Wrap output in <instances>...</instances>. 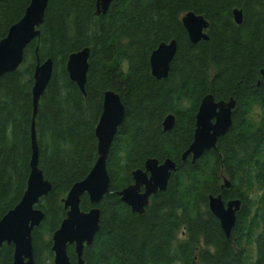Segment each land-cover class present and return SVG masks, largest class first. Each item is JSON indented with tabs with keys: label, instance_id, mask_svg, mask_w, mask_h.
<instances>
[{
	"label": "trees",
	"instance_id": "obj_1",
	"mask_svg": "<svg viewBox=\"0 0 264 264\" xmlns=\"http://www.w3.org/2000/svg\"><path fill=\"white\" fill-rule=\"evenodd\" d=\"M30 0H0V40ZM96 0H49L39 36L23 63L0 77V219L20 201L30 174L33 71L53 61L39 99L35 133L38 168L51 185L35 208L44 218L32 232L34 264H53L51 237L66 217L63 200L97 160L95 128L103 95L117 93L125 117L106 161L109 192L97 206L100 229L83 250L84 264H264V0H116L96 15ZM234 9L242 23L234 22ZM209 23L208 41L190 42L182 17ZM175 40L166 79L156 80L149 58ZM89 48L84 94L66 71L70 54ZM235 101L232 124L216 148L194 164L182 162L193 140L202 99ZM174 126L164 131V118ZM170 159L176 171L150 197L142 215L117 196L147 159ZM227 180L229 188H221ZM236 199L241 208L225 237L208 208L209 196ZM92 208L80 198V210ZM13 245L0 249L12 264ZM70 264H78L68 246Z\"/></svg>",
	"mask_w": 264,
	"mask_h": 264
},
{
	"label": "water",
	"instance_id": "obj_2",
	"mask_svg": "<svg viewBox=\"0 0 264 264\" xmlns=\"http://www.w3.org/2000/svg\"><path fill=\"white\" fill-rule=\"evenodd\" d=\"M48 1L30 0L21 19L12 25L5 37L0 40V77L15 72L23 63L26 47L40 34L39 28L44 20ZM114 1L116 0H96V15L106 14ZM232 14L234 22L240 25L242 11L234 9ZM181 21L191 43L208 41L206 31L209 23L202 16L188 12ZM176 50L177 43L171 40L159 44L151 53L150 71L156 80L167 78ZM89 53V48H84L69 55L66 63L69 79L83 94L89 69ZM52 73L53 61L50 58L34 68L31 91L33 112L30 129V174L20 201L0 219V249L4 244L13 245L12 264H34L32 232L44 218L43 213L35 206L51 190L50 183L44 179L38 168L35 117L39 99L46 90ZM234 107L235 101L232 98L228 102H215L210 95L202 99L195 117L193 140L182 154L183 162L191 158V163L194 164L206 151L216 148L218 139L231 127ZM124 117L125 108L119 95L113 91H106L103 95L102 113L95 128L98 157L88 175L73 184L63 200L64 208L67 210L66 217L51 237L53 264H70L68 246L74 247L78 264H84L83 250L92 244L100 229V210L97 206L108 194L110 184L106 161ZM174 122V116L167 115L162 123L163 130H171ZM175 171L176 163L170 159L162 163L156 159H148L144 164V170L133 171V183L117 192V196L133 213L142 215L150 197L166 190L169 178ZM223 186H229L227 180H224ZM84 194L92 205L87 212L80 210V198ZM240 205L239 200H232L225 205L220 195L208 198L209 211L218 220L226 238L230 236Z\"/></svg>",
	"mask_w": 264,
	"mask_h": 264
},
{
	"label": "flooded vegetation",
	"instance_id": "obj_3",
	"mask_svg": "<svg viewBox=\"0 0 264 264\" xmlns=\"http://www.w3.org/2000/svg\"><path fill=\"white\" fill-rule=\"evenodd\" d=\"M232 15H233V14H232ZM187 159H188V158H187ZM190 160H191V158H190ZM186 161H187V160H186ZM186 161H185V162H186ZM182 162H183V161H182ZM183 163H184V162H183ZM143 170H144V169H143ZM223 185H224V180H223V184L221 185V188H226V189L229 188V186H228V187H224ZM217 196H218V195H217ZM220 196H221V195H220ZM221 198H222V197H221ZM232 200H236V199H229V200H227L226 202H225V201H223V202H224V204L226 205L228 202H230V201H232ZM239 201H240V200H239ZM240 202H241V201H240ZM240 208H241V205H240ZM239 211H240V209H239ZM239 211H238V212H239ZM238 212L236 213V215L238 214Z\"/></svg>",
	"mask_w": 264,
	"mask_h": 264
},
{
	"label": "bare ground",
	"instance_id": "obj_4",
	"mask_svg": "<svg viewBox=\"0 0 264 264\" xmlns=\"http://www.w3.org/2000/svg\"><path fill=\"white\" fill-rule=\"evenodd\" d=\"M28 6H29V5H28ZM26 9H27V8H26ZM14 24H15V23H14ZM14 24H13V25H14ZM10 27H11V26H10ZM72 54H73V53H72ZM70 55H71V54H70ZM46 60H47V59H46ZM46 60H45V61H46ZM43 62H44V61H43ZM43 62H41V63H43ZM41 63L38 62V63L36 64V66H37L38 64H41ZM36 66H35V67H36ZM108 91H111V90H108ZM214 101H215V100H214ZM147 160H148V159H147ZM147 160H146V161H147ZM146 161H145V162H146Z\"/></svg>",
	"mask_w": 264,
	"mask_h": 264
}]
</instances>
